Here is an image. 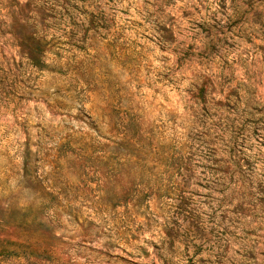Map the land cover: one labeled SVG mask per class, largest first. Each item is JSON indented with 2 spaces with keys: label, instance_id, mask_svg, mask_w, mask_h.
<instances>
[{
  "label": "rangeland",
  "instance_id": "374dc122",
  "mask_svg": "<svg viewBox=\"0 0 264 264\" xmlns=\"http://www.w3.org/2000/svg\"><path fill=\"white\" fill-rule=\"evenodd\" d=\"M0 264H264V0H0Z\"/></svg>",
  "mask_w": 264,
  "mask_h": 264
},
{
  "label": "trees",
  "instance_id": "16d2710c",
  "mask_svg": "<svg viewBox=\"0 0 264 264\" xmlns=\"http://www.w3.org/2000/svg\"><path fill=\"white\" fill-rule=\"evenodd\" d=\"M37 50H40V48L38 47V49Z\"/></svg>",
  "mask_w": 264,
  "mask_h": 264
}]
</instances>
